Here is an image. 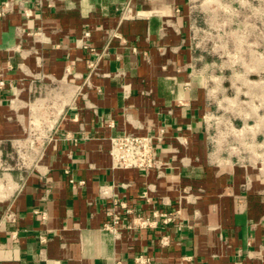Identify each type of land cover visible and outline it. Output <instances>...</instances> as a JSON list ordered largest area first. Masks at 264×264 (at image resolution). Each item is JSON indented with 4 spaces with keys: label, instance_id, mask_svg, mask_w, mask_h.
I'll return each mask as SVG.
<instances>
[{
    "label": "crops",
    "instance_id": "crops-1",
    "mask_svg": "<svg viewBox=\"0 0 264 264\" xmlns=\"http://www.w3.org/2000/svg\"><path fill=\"white\" fill-rule=\"evenodd\" d=\"M196 2L0 0V264H264V119L199 68ZM123 134L161 167L116 169Z\"/></svg>",
    "mask_w": 264,
    "mask_h": 264
},
{
    "label": "rangeland",
    "instance_id": "rangeland-1",
    "mask_svg": "<svg viewBox=\"0 0 264 264\" xmlns=\"http://www.w3.org/2000/svg\"><path fill=\"white\" fill-rule=\"evenodd\" d=\"M196 1L201 9L194 29L199 68L217 88L225 85L224 97L232 109L240 102L264 119V0ZM242 85L248 88L238 93ZM40 124L33 128L36 136ZM33 143L40 145L41 140Z\"/></svg>",
    "mask_w": 264,
    "mask_h": 264
},
{
    "label": "built area",
    "instance_id": "built-area-1",
    "mask_svg": "<svg viewBox=\"0 0 264 264\" xmlns=\"http://www.w3.org/2000/svg\"><path fill=\"white\" fill-rule=\"evenodd\" d=\"M34 127H36L34 125ZM43 132V131H42ZM41 131L36 136L33 133V129L30 130L28 139H31L32 142L48 138ZM161 138L153 137L149 135H137V134H123L119 136H114L110 139V155L113 160L114 167L116 169L122 170H141V171H150L153 169H159L161 163L158 160L155 152V146L157 143H161ZM179 214L177 212H154L153 217L141 219L140 224L142 226H152L157 225V222L162 223V225H169L174 221L176 216ZM9 219L14 220V215L9 214ZM120 223V218L115 216L113 219V224L111 228H115ZM110 229V227H109ZM42 241L44 238L42 237ZM138 264H151L149 259L139 256L136 258Z\"/></svg>",
    "mask_w": 264,
    "mask_h": 264
}]
</instances>
